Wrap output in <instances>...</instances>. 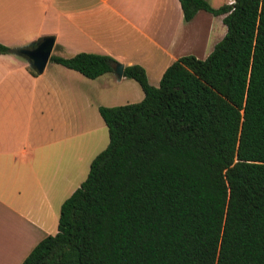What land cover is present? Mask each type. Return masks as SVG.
Listing matches in <instances>:
<instances>
[{
  "label": "trees",
  "instance_id": "16d2710c",
  "mask_svg": "<svg viewBox=\"0 0 264 264\" xmlns=\"http://www.w3.org/2000/svg\"><path fill=\"white\" fill-rule=\"evenodd\" d=\"M178 2L184 21L222 15L225 33L205 58L172 61L156 86L123 66L142 98L97 107L107 144L61 202L56 232L19 264H264V1ZM48 60L91 79L116 63Z\"/></svg>",
  "mask_w": 264,
  "mask_h": 264
},
{
  "label": "crops",
  "instance_id": "0c3cea01",
  "mask_svg": "<svg viewBox=\"0 0 264 264\" xmlns=\"http://www.w3.org/2000/svg\"><path fill=\"white\" fill-rule=\"evenodd\" d=\"M206 1L215 8L233 0ZM221 18L200 9L184 21L178 0H0V43L12 49L52 36V55H109L122 66L140 65L156 86L178 57L207 56L225 33ZM11 49L0 53V264H19L56 232L59 206L73 191L67 188L75 135L64 114L70 101L61 106L59 93L87 78L49 60L31 74ZM96 78L125 77L110 71Z\"/></svg>",
  "mask_w": 264,
  "mask_h": 264
},
{
  "label": "rangeland",
  "instance_id": "374dc122",
  "mask_svg": "<svg viewBox=\"0 0 264 264\" xmlns=\"http://www.w3.org/2000/svg\"><path fill=\"white\" fill-rule=\"evenodd\" d=\"M14 48L18 47L12 49ZM101 79L84 78L80 82H74V91L59 93L61 106L67 107L63 101H70L68 110L64 109V114L74 122V125L70 124V126L75 132L74 139H70V151H74V158L68 164L70 183L67 190H74L78 187L86 176L90 160L107 144L106 126L97 107L132 103L142 98L139 85L132 79L123 78L118 82L108 83ZM60 115L62 116V112ZM62 163L61 166L67 168V164Z\"/></svg>",
  "mask_w": 264,
  "mask_h": 264
},
{
  "label": "water",
  "instance_id": "95a60500",
  "mask_svg": "<svg viewBox=\"0 0 264 264\" xmlns=\"http://www.w3.org/2000/svg\"><path fill=\"white\" fill-rule=\"evenodd\" d=\"M53 46L52 36H42L26 45L12 49V53L23 57L27 61V65L35 72L41 73L45 63L47 62ZM122 64L114 63L111 67L116 78L122 75Z\"/></svg>",
  "mask_w": 264,
  "mask_h": 264
}]
</instances>
